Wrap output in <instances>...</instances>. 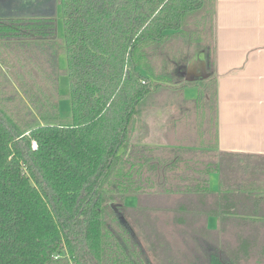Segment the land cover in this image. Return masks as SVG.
I'll return each instance as SVG.
<instances>
[{"label":"trees","instance_id":"trees-1","mask_svg":"<svg viewBox=\"0 0 264 264\" xmlns=\"http://www.w3.org/2000/svg\"><path fill=\"white\" fill-rule=\"evenodd\" d=\"M57 3L69 118L59 114L56 19L0 18V264H150L130 220L143 226L167 213L164 221L184 232L181 197L156 199L175 204L166 211L149 196L189 193L199 197L185 201L204 205L213 172L222 189L203 216L219 217L222 228L208 230L205 221L186 229L199 256L189 264H264V197H253L264 193V160L221 153L219 164L193 169L196 182H186L188 171L178 168L191 150L133 138L151 91L176 82L185 55L174 40L185 51L203 46L210 59L215 0ZM196 27L206 33L189 40ZM206 98L215 104L214 82L196 102ZM133 196L136 207L126 206ZM167 251L171 259L159 261L178 264Z\"/></svg>","mask_w":264,"mask_h":264},{"label":"crops","instance_id":"crops-1","mask_svg":"<svg viewBox=\"0 0 264 264\" xmlns=\"http://www.w3.org/2000/svg\"><path fill=\"white\" fill-rule=\"evenodd\" d=\"M41 6L38 13L27 14L6 13L0 8V18L52 13V0L42 1ZM214 8L210 59L206 57L203 46H193L202 51L194 49L192 45L187 46L185 51L182 42L175 39L174 42L181 45V53L185 55L182 67L176 70L178 78L174 84L151 91L133 132V138L143 137L141 142L149 146L191 150L192 152L181 154V167L178 168L188 171L181 176L186 182L195 181L194 175L190 174L193 169L206 168L215 161L219 164L221 153L264 160V0H215ZM56 13V42L61 49L58 69L60 73L63 72L58 77L59 92L64 82L66 86L69 85V80L64 74L67 61L62 51V37L58 26V3ZM177 56V52L171 55L173 58ZM211 82L215 83V104L208 98L200 99L197 103L198 91ZM167 177L174 178L175 181L177 179L169 175ZM219 184V173H211L207 195L209 200L204 205L185 201V197H190L191 200L199 197L189 193L179 196L153 194L149 196L151 207L167 211L174 208L175 204H161L156 199L181 197L180 208L182 214L187 215L186 221L182 222L184 228H200L206 221L208 230H220L222 225L219 217L209 216L205 220L203 216L204 211L211 208L214 210L216 205L210 197L220 194L216 189ZM134 197L127 198L125 204L129 200V207H136ZM253 197H264V193ZM198 213L199 216L192 220L190 214Z\"/></svg>","mask_w":264,"mask_h":264},{"label":"rangeland","instance_id":"rangeland-1","mask_svg":"<svg viewBox=\"0 0 264 264\" xmlns=\"http://www.w3.org/2000/svg\"><path fill=\"white\" fill-rule=\"evenodd\" d=\"M44 0H0V8L4 9L6 13H22L25 12L27 13H38L41 10V2ZM21 2V3H18ZM18 3V4H17ZM41 6V7H40ZM203 25V22H202ZM200 24V27H202ZM58 26H59V31L61 33V37H63V23H62V15H61V10H59V17H58ZM199 31L201 32V36H204L206 33V30L202 28L199 29V27H196L188 36V39L191 40L192 37L194 38H199L200 34ZM190 43V42H189ZM188 47L190 45H187ZM193 47V46H192ZM196 50L202 51L200 48L193 47ZM61 60V58H60ZM60 63V61H59ZM178 77L172 76L171 79L175 81L177 80ZM171 84H174L171 83ZM69 85L64 86L61 85L59 89L60 93V99H59V107H60V115L61 117L64 118H69L71 116V102L69 98ZM213 186H211L212 188ZM222 186L219 184V186L216 187L218 188V191H220ZM135 202L132 203L134 205ZM126 206L129 205V200L128 203L125 204ZM163 209V208H160ZM141 213H144V210L141 211ZM167 213H156V214H151L152 216L149 217L147 220L146 225H138L135 220H130V223L133 225L134 232L136 233V237L138 238L140 242V246L143 248L146 257L150 264H164L163 261L159 260H170L168 255L169 250L171 252V256H173L175 259L174 261L178 264H189L193 262L191 259H199V256L195 251L193 250L192 247V240L188 237V235L192 234V232L189 230H186V228L180 227V229H184V232L178 233V226H175L171 222H165L164 218L166 217ZM141 227L146 229L149 234L148 236H142ZM186 230V231H185ZM157 231L161 235H163L164 240L166 243H164L162 238L158 239V237L154 236V232ZM188 233V235H186ZM148 238V239H145ZM162 241V242H160ZM149 246V247H148ZM152 248H151V247ZM192 248H191V247ZM163 248H166L164 250H161ZM200 248H197L196 251L199 253L201 252ZM195 252V253H194ZM172 257V258H173ZM201 257V256H200ZM168 264V263H166Z\"/></svg>","mask_w":264,"mask_h":264},{"label":"water","instance_id":"water-1","mask_svg":"<svg viewBox=\"0 0 264 264\" xmlns=\"http://www.w3.org/2000/svg\"><path fill=\"white\" fill-rule=\"evenodd\" d=\"M56 12H57V0H52V13L47 14V15H42V16L56 18V15H57Z\"/></svg>","mask_w":264,"mask_h":264},{"label":"built area","instance_id":"built-area-1","mask_svg":"<svg viewBox=\"0 0 264 264\" xmlns=\"http://www.w3.org/2000/svg\"><path fill=\"white\" fill-rule=\"evenodd\" d=\"M31 148H32L33 150L36 149V142L32 141V143H31Z\"/></svg>","mask_w":264,"mask_h":264}]
</instances>
